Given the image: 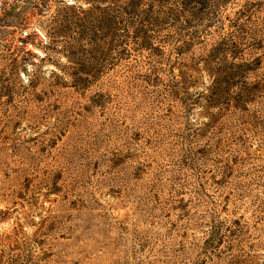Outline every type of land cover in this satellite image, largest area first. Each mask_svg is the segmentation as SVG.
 I'll return each mask as SVG.
<instances>
[{"label": "rangeland", "instance_id": "374dc122", "mask_svg": "<svg viewBox=\"0 0 264 264\" xmlns=\"http://www.w3.org/2000/svg\"><path fill=\"white\" fill-rule=\"evenodd\" d=\"M185 1L120 56L0 24V264H264V0Z\"/></svg>", "mask_w": 264, "mask_h": 264}, {"label": "trees", "instance_id": "16d2710c", "mask_svg": "<svg viewBox=\"0 0 264 264\" xmlns=\"http://www.w3.org/2000/svg\"><path fill=\"white\" fill-rule=\"evenodd\" d=\"M14 2V3H13ZM11 7L7 10L5 8V2H0V11L3 15L0 18V24L3 27H11L14 31L17 28L24 30L23 19L20 18V14L23 15L29 7L37 11L39 15H46V21H49V28L37 27L45 39V45L43 49L50 48L51 44H55L56 37L62 38L64 42L60 44V52L64 58L68 59L74 57L78 50L81 48L86 52H109L114 49L120 53L126 51V48L131 44H135L139 49L151 51L154 46L151 41V37L140 33V28L135 25H124V15H137L142 12L139 10L141 0H72L68 4L61 3V6H55L52 13H48L47 0H13ZM191 0H186L184 5L190 3ZM10 6V5H9ZM49 14V15H48ZM138 16V15H137ZM143 16V15H141ZM132 29V35L121 36L117 32L128 27ZM31 36H37L36 32L25 33L24 37L18 38L20 42L25 45L29 43ZM121 37V38H120ZM3 40V39H2ZM22 53H28V51L21 50ZM43 55L42 59H45ZM124 58V57H120ZM16 64L17 60L13 59ZM24 62L21 64H28V66L35 67L36 63L28 62L26 59H22ZM74 63L73 61H68ZM19 63V62H18ZM79 69H76L75 74H71L76 81H84L79 73L80 69L85 68L79 65ZM16 68L19 69L20 65ZM23 72L27 73L26 67H21ZM99 68H94L89 75L96 78L99 75ZM53 75H56L54 71H51ZM81 74H86L81 72ZM29 75V74H26ZM29 77V76H28Z\"/></svg>", "mask_w": 264, "mask_h": 264}]
</instances>
